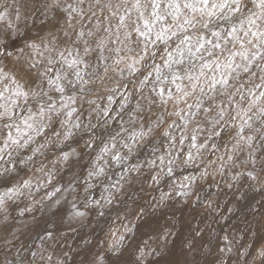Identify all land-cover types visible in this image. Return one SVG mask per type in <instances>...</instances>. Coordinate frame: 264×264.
<instances>
[{
	"label": "clouds",
	"instance_id": "9594fccd",
	"mask_svg": "<svg viewBox=\"0 0 264 264\" xmlns=\"http://www.w3.org/2000/svg\"><path fill=\"white\" fill-rule=\"evenodd\" d=\"M0 264H264V0H0Z\"/></svg>",
	"mask_w": 264,
	"mask_h": 264
}]
</instances>
